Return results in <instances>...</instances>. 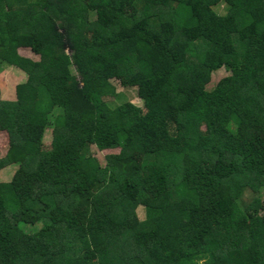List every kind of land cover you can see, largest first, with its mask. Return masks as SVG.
<instances>
[{
    "label": "trees",
    "instance_id": "16d2710c",
    "mask_svg": "<svg viewBox=\"0 0 264 264\" xmlns=\"http://www.w3.org/2000/svg\"><path fill=\"white\" fill-rule=\"evenodd\" d=\"M0 63V264H264V0H0Z\"/></svg>",
    "mask_w": 264,
    "mask_h": 264
},
{
    "label": "rangeland",
    "instance_id": "374dc122",
    "mask_svg": "<svg viewBox=\"0 0 264 264\" xmlns=\"http://www.w3.org/2000/svg\"><path fill=\"white\" fill-rule=\"evenodd\" d=\"M223 7L221 6L219 11L222 12ZM90 21L95 20V15H90ZM69 55V52H67ZM19 55L21 57H26L29 59H32L34 61H39L41 58L37 55H35L30 49H20ZM230 73L224 69L220 68L211 74V80L210 83L207 85V89L211 90L215 84L223 77H226ZM27 79L26 73H24L22 70L14 67V66H8L5 64L0 63V89H1V97L5 100H14L16 98V86L20 83L25 82ZM113 85L118 89V93L122 95L121 100L129 101L137 106H142V101L137 97L136 89L135 88H124L119 85L117 81H112ZM118 102V101H117ZM59 113V110L57 109L55 112H53L50 115V120L52 121L54 119V116ZM50 129L46 133L45 136V142H50ZM8 141L7 137L4 133H0V157H3L7 152ZM92 154L99 160L101 164H104V151H98L95 147H92ZM17 170L16 165L8 166L7 168L3 169L0 172V179L5 182H10L13 179V175L15 171ZM259 199H261L264 207V189L260 190L259 193ZM137 215L139 218L142 219L143 217V211L137 210Z\"/></svg>",
    "mask_w": 264,
    "mask_h": 264
}]
</instances>
